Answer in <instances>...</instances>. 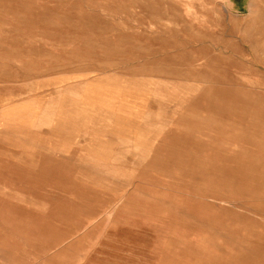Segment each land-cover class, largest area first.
I'll list each match as a JSON object with an SVG mask.
<instances>
[{
    "label": "rangeland",
    "instance_id": "1",
    "mask_svg": "<svg viewBox=\"0 0 264 264\" xmlns=\"http://www.w3.org/2000/svg\"><path fill=\"white\" fill-rule=\"evenodd\" d=\"M71 238L264 264V0H0V264Z\"/></svg>",
    "mask_w": 264,
    "mask_h": 264
},
{
    "label": "crops",
    "instance_id": "2",
    "mask_svg": "<svg viewBox=\"0 0 264 264\" xmlns=\"http://www.w3.org/2000/svg\"><path fill=\"white\" fill-rule=\"evenodd\" d=\"M112 177H115L114 175ZM130 195V194H129ZM113 196V193L111 194ZM80 238H71L69 248V253L66 254L64 257H66L67 262H72L73 264H108V263H102L100 261V258L102 257V254L98 252L97 247H87L86 242H79ZM68 249V248H67ZM54 256L60 257L63 256V254L53 253Z\"/></svg>",
    "mask_w": 264,
    "mask_h": 264
},
{
    "label": "bare ground",
    "instance_id": "3",
    "mask_svg": "<svg viewBox=\"0 0 264 264\" xmlns=\"http://www.w3.org/2000/svg\"><path fill=\"white\" fill-rule=\"evenodd\" d=\"M226 9V8H225ZM227 11H228V9H227ZM222 94V93H221ZM1 186H4V185H1ZM3 189V188H2Z\"/></svg>",
    "mask_w": 264,
    "mask_h": 264
}]
</instances>
